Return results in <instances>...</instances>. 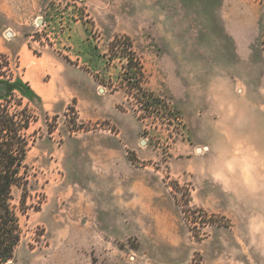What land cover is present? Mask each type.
I'll use <instances>...</instances> for the list:
<instances>
[{
	"label": "rangeland",
	"instance_id": "374dc122",
	"mask_svg": "<svg viewBox=\"0 0 264 264\" xmlns=\"http://www.w3.org/2000/svg\"><path fill=\"white\" fill-rule=\"evenodd\" d=\"M118 35L154 111L120 88ZM0 55L34 118L8 264H264L263 5L0 0Z\"/></svg>",
	"mask_w": 264,
	"mask_h": 264
},
{
	"label": "trees",
	"instance_id": "16d2710c",
	"mask_svg": "<svg viewBox=\"0 0 264 264\" xmlns=\"http://www.w3.org/2000/svg\"><path fill=\"white\" fill-rule=\"evenodd\" d=\"M256 1L264 6V0ZM0 57L6 58L4 55ZM108 59L121 63L120 88L124 89L128 97L135 99L139 109L149 112L153 110L150 105L160 104L158 98L144 87V67L128 36L113 38L108 44ZM5 68L9 69L8 64ZM2 69L0 66V71ZM33 119L28 105L21 98L13 94L0 98V264H8L12 260L22 236L17 209L13 204V190L22 191V213H25L27 199L35 191V182H32L35 175L26 164L30 149L27 132Z\"/></svg>",
	"mask_w": 264,
	"mask_h": 264
}]
</instances>
